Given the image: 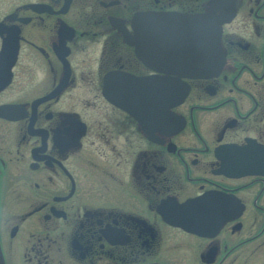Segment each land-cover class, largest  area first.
Instances as JSON below:
<instances>
[{
  "label": "flooded vegetation",
  "instance_id": "af4514ba",
  "mask_svg": "<svg viewBox=\"0 0 264 264\" xmlns=\"http://www.w3.org/2000/svg\"><path fill=\"white\" fill-rule=\"evenodd\" d=\"M0 264H264V0H0Z\"/></svg>",
  "mask_w": 264,
  "mask_h": 264
},
{
  "label": "water",
  "instance_id": "95a60500",
  "mask_svg": "<svg viewBox=\"0 0 264 264\" xmlns=\"http://www.w3.org/2000/svg\"><path fill=\"white\" fill-rule=\"evenodd\" d=\"M181 21L183 26L180 31H174L170 28L165 31L166 48L171 50L172 65L182 66L183 69H186L185 72H187L186 74L189 77L207 75L214 72L222 63V60L218 59L216 55L220 33L216 17L212 13H207L184 16ZM12 54L14 56L15 51ZM179 87L177 80L172 79L171 97L173 103L180 102L186 94L187 89H178ZM133 96L137 99L139 96L141 99L142 94L141 92L138 94L136 91ZM114 102L119 104L116 100ZM175 223L181 225L180 219Z\"/></svg>",
  "mask_w": 264,
  "mask_h": 264
}]
</instances>
